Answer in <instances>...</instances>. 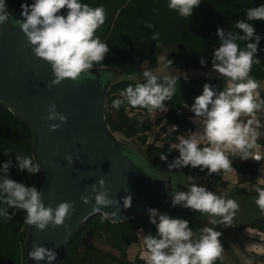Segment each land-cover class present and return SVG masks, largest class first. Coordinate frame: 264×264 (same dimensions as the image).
I'll list each match as a JSON object with an SVG mask.
<instances>
[{
  "label": "clouds",
  "instance_id": "9594fccd",
  "mask_svg": "<svg viewBox=\"0 0 264 264\" xmlns=\"http://www.w3.org/2000/svg\"><path fill=\"white\" fill-rule=\"evenodd\" d=\"M201 3V0H168L167 7L180 17L187 18ZM21 9L23 19L18 20L17 25L26 37L25 47H31L37 58L51 66L53 79L49 87L60 86L65 81L82 83L83 74L103 62L110 51L109 45L96 35L107 19L103 6L92 7L82 0H33L31 4H21ZM10 14L7 0H0V25L9 21ZM257 20H264V4L250 7L246 11V19L237 20L229 30L217 29L221 43L214 50L212 69L208 75L211 77V73H217L223 85L216 87L205 83L202 94L195 97L189 111L194 114L196 129L177 135L178 143L171 145L170 150H178L179 156L169 164V169L199 168L202 172L207 170L210 176L221 170L225 173L233 171L234 157L242 161L264 160V145L259 142L264 139V98L260 92L261 82L250 74L253 64L261 63L257 58L261 36L253 24ZM145 27L154 29V25L150 24ZM151 38L158 40L159 33L153 31ZM253 40L254 43L251 42ZM240 41L247 43L241 47ZM200 63L204 66L206 60L202 57ZM148 64L145 61L141 65L143 82L129 84L122 89L120 98L112 101L113 108L145 109L149 114L169 110L166 102L171 101L177 91L179 72L172 74L173 61L168 58L164 60V68L169 70V74L162 77L156 74L159 69L154 72L145 68ZM45 120L60 121L49 123L51 131L68 122L67 117L57 111L55 103L49 105ZM169 131H178V126L172 125ZM160 157L167 160V155ZM66 160L69 165L73 164L70 154ZM16 161L19 170L26 171L30 176L42 171L41 162L34 163V157L18 153ZM12 166L9 160L0 167V204L7 206L0 208V217L12 220L15 213L10 215L9 209L23 210L26 212L24 223L40 231L49 227L55 230L60 226L67 231L69 226L66 221L76 210L75 202L63 201L55 208L51 205L46 207L41 189L10 178ZM188 181L187 191L173 187L169 192L172 206L198 212L207 217L209 225L216 227L205 225L194 231L188 220L173 218L166 213L161 214L156 208H149L150 223L155 225L157 232L145 235L141 229L137 233L144 248L140 259L145 264H214L216 260L223 259L222 232L216 229L219 225L233 226L240 206L235 199H226L196 183L193 176H188ZM257 183L264 185V178H258ZM255 191V204L264 213V187L257 186ZM93 197V212H101L102 222L117 215V212L102 211V208L119 204L111 197L104 179H100L98 185L93 184L92 193L81 196V200L88 204ZM123 204L125 208H130L132 196L125 197ZM28 255L37 264L41 261L54 264L58 254L55 248L33 243Z\"/></svg>",
  "mask_w": 264,
  "mask_h": 264
},
{
  "label": "trees",
  "instance_id": "16d2710c",
  "mask_svg": "<svg viewBox=\"0 0 264 264\" xmlns=\"http://www.w3.org/2000/svg\"><path fill=\"white\" fill-rule=\"evenodd\" d=\"M33 0H7L9 11L21 8V4H31ZM92 7L103 6L106 10V22L96 35L109 45L110 51L101 63L121 64L145 62L149 69H155L164 64L166 58L173 61V68L194 70L192 74L180 75L177 91L171 101H167L168 111L163 117L149 114L145 109H132L121 106L119 110L112 107V101L120 98L119 92L129 84L143 82L139 79L114 80L107 94L106 120L111 130L119 134L127 142L133 138L140 141L139 151L148 161L162 166L176 173L183 179L184 191H187L188 176L195 177V182L223 195L226 199H235L238 204L245 200L246 211L242 210V219L238 224L242 229L255 227L264 231V215H250L249 209L254 206L256 191H250L244 183H255L258 165L247 161L238 165L239 185L236 189L229 187V182L223 177V172L207 175V170L200 171L186 167L169 169V164L179 156L178 150H170V146L178 143L177 135L194 130V114L189 108L195 97L202 94L203 85L210 83L221 87L223 81L217 73H208L212 69L214 50L221 41L217 29L229 30L234 22L246 19V11L250 7L264 4V0H201V5L194 10L191 17L182 18L167 7L168 0H82ZM153 9H156L154 12ZM154 25L153 28L145 27ZM257 34L261 36L257 58L261 63H254L251 75L258 81L264 80V20L253 22ZM153 31L159 33L158 40H152ZM255 42V40L251 41ZM241 47L247 42L240 41ZM157 45H159L157 47ZM157 57H163L157 63ZM206 60L202 66L201 58ZM99 63V64H101ZM159 75V74H157ZM161 76V75H159ZM162 77V76H161ZM262 98L264 96L261 95ZM188 105L186 108L185 106ZM176 124L178 131L170 132L166 125ZM161 131L154 140H150V133ZM35 131L29 123L0 102V167L11 160L9 171L11 179L22 182L27 186L41 187V172L29 175L21 172L16 161V154L22 153L34 157V163L39 162L35 151ZM160 141V143H159ZM5 153H8L7 155ZM167 155V160L160 156ZM2 174V173H0ZM7 207L0 204V208ZM161 214H168L173 218H183L189 221V226L198 231L205 226L207 217L191 209L181 206L161 205L157 208ZM15 213L12 220L0 217V264H28L26 241L29 226L24 223L26 212L9 209V214ZM143 229L144 234H156L155 225L150 223L149 214H140L134 218L112 222L101 221V213H96L82 223L71 236L68 248L64 252L65 264H145L140 256L131 260L128 256L129 248L139 241L137 233ZM95 240H98L97 243ZM100 243L107 244L111 249H104ZM214 264H228L224 255Z\"/></svg>",
  "mask_w": 264,
  "mask_h": 264
},
{
  "label": "water",
  "instance_id": "95a60500",
  "mask_svg": "<svg viewBox=\"0 0 264 264\" xmlns=\"http://www.w3.org/2000/svg\"><path fill=\"white\" fill-rule=\"evenodd\" d=\"M22 9L10 11L9 21L0 25V102L25 119L35 131V151L42 164L41 187L45 206L53 208L63 201H74L75 212L63 226L40 231L29 226L26 241L28 264L33 243L55 248L54 264H65L64 252L74 231L99 212H93L95 199L85 204L81 196L92 193V185L100 179L107 182L117 206L102 208L117 212L110 219L122 222L149 208L172 206L169 192L173 187L184 191L183 179L176 173L147 160L139 149L111 130L106 120L107 94L114 80L132 78L134 63L96 64L82 76V83L65 81L49 87L53 79L51 66L37 58L18 27ZM57 105L68 122L51 131L47 121L48 107ZM73 157L69 165L67 155ZM129 190V191H127ZM132 196V205L125 208L123 199ZM101 213V212H100ZM59 245V248L56 246ZM40 264H47L41 261ZM252 264H260L255 260Z\"/></svg>",
  "mask_w": 264,
  "mask_h": 264
},
{
  "label": "crops",
  "instance_id": "0c3cea01",
  "mask_svg": "<svg viewBox=\"0 0 264 264\" xmlns=\"http://www.w3.org/2000/svg\"><path fill=\"white\" fill-rule=\"evenodd\" d=\"M261 88L260 92L261 95L264 96V80H261ZM161 117H165V113L161 115ZM194 118V117H193ZM264 119V117H262ZM196 129V127H195ZM195 129L193 131H195ZM262 145H264V139L259 141ZM160 143V141H159ZM231 158V157H230ZM257 163V173L255 175V183H244L241 185H244L248 188L250 191H255V188L257 186L264 187V185H260L257 183L258 178L262 176L264 178V160L261 162H256L254 160H247ZM242 161L239 157H234L232 159V165H233V171L225 173L223 170V177L229 182V187L236 189L239 185V172H238V165L247 162ZM257 198V195L254 196V200ZM250 215H264V213H261L259 208L256 206L254 201V206L249 209ZM239 229H241L239 227ZM241 236L242 240L239 241L238 235L239 233H234L230 239H228L229 245H228V251L230 252V256L226 252L224 253V257L228 264H252L255 260H258L260 264H264V231L259 230L255 227H246L245 229L241 230ZM227 241V239H225ZM232 248L234 249V254L232 253ZM255 253V254H249V253ZM233 260H230L229 258H232ZM229 257V258H228ZM238 258V259H237ZM134 260V259H131Z\"/></svg>",
  "mask_w": 264,
  "mask_h": 264
},
{
  "label": "rangeland",
  "instance_id": "374dc122",
  "mask_svg": "<svg viewBox=\"0 0 264 264\" xmlns=\"http://www.w3.org/2000/svg\"><path fill=\"white\" fill-rule=\"evenodd\" d=\"M162 59H163V57H160V60H162ZM143 63L144 62H136V63H134V65H133L134 69L132 70V74H131L130 77H132L133 79H139V78L142 77V71H143V69L141 68V65ZM145 68H148L147 65H145ZM157 69H159L160 71L157 72L156 74H159L161 76L169 74V70L164 68V64L163 63H161L159 67H157L155 69H151V70H153L154 72H156ZM177 72H179L178 75L181 74V75H188L189 76V74H192L194 72V70H189L188 72L185 70V72H182L179 68H173L172 67V74L173 75H176ZM166 113L167 112H165V114ZM162 114L163 113H159V112L158 113H153V115H155V116H161ZM163 121H165V118H163ZM169 126L170 125L167 124L166 125V128H168ZM158 129L159 128L157 127L156 128V131L154 130V132H151L150 133L149 139L151 141L155 139L156 135L163 134V133H160L161 131H158ZM128 142L130 144H133L136 147H139V145H141L138 138H133L131 140H128ZM239 202H240L239 203L240 208H239V211L237 212V214L234 217V220H233V224L234 225L233 226H230V227H224L223 225H219V226H217V229H216V230L222 232V236L220 237V240H221V243L223 245L224 252H226L228 254V256H230L229 255L230 252L227 250L228 249V245H229L228 239H230V237L234 233H237V232L239 233V235H238L239 241L243 239L242 236H241L242 231H241V229H239L240 226H239L238 222H239V220L242 219V214H241L242 213V210H243V212L247 210L245 208L246 207V203L245 202H247V201H245L243 199V200H240ZM217 219H219V218H217ZM205 224L208 225V226H211V227H216L214 225H209L207 220H205ZM225 239H227V241H225ZM95 241L97 243H99L98 240H95ZM100 246L102 248H104V249H111L107 244H104V243H100ZM111 250H113V249H111ZM143 251H144V248H143V246H142V244L140 243V240H139L137 243L132 244L130 246L128 256H129L130 259H135L137 256H141V253ZM232 251H233L232 253L234 254V249L233 248H232ZM222 254L224 255V253H222ZM249 254H255V253H251L250 252ZM229 259L230 260H233V256H232V258H229Z\"/></svg>",
  "mask_w": 264,
  "mask_h": 264
},
{
  "label": "built area",
  "instance_id": "2783aa9c",
  "mask_svg": "<svg viewBox=\"0 0 264 264\" xmlns=\"http://www.w3.org/2000/svg\"><path fill=\"white\" fill-rule=\"evenodd\" d=\"M172 125H176V124H171V125L167 128V130H169V128H170ZM140 230H141V229H140ZM140 230H139V231H140Z\"/></svg>",
  "mask_w": 264,
  "mask_h": 264
}]
</instances>
